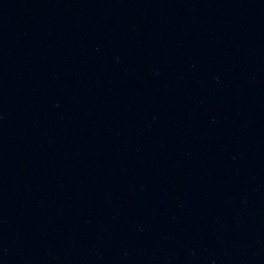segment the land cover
Instances as JSON below:
<instances>
[{"label":"water","instance_id":"water-1","mask_svg":"<svg viewBox=\"0 0 264 264\" xmlns=\"http://www.w3.org/2000/svg\"><path fill=\"white\" fill-rule=\"evenodd\" d=\"M0 264H264V0H0Z\"/></svg>","mask_w":264,"mask_h":264}]
</instances>
